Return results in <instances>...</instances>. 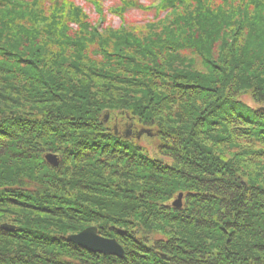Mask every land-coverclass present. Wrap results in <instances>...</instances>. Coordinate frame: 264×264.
I'll return each mask as SVG.
<instances>
[{"label":"trees","instance_id":"obj_1","mask_svg":"<svg viewBox=\"0 0 264 264\" xmlns=\"http://www.w3.org/2000/svg\"><path fill=\"white\" fill-rule=\"evenodd\" d=\"M154 1L0 0V264H264V0Z\"/></svg>","mask_w":264,"mask_h":264},{"label":"rangeland","instance_id":"obj_2","mask_svg":"<svg viewBox=\"0 0 264 264\" xmlns=\"http://www.w3.org/2000/svg\"><path fill=\"white\" fill-rule=\"evenodd\" d=\"M70 1H72L75 6H78L81 9V11L86 16L87 23L98 31L105 30L107 29V27H110L112 29L126 28L124 24L130 27L142 28L143 27L142 25L144 24H147L149 22L155 23L157 21H160V23L163 22V25L165 26V24H167L168 21L172 18V14L174 13L173 11L167 13L164 12L158 13L159 6L157 2H154V0H99L100 13H98V11L92 6V4L86 3L84 0H70ZM124 2L137 3L139 7L127 8L125 12L121 14L122 16H118L117 14H114V12H118V9H116L117 7L120 8L123 7ZM141 7H143V9H140ZM197 62L199 61L198 60L196 61L195 59V64H197ZM244 102L251 108H255L256 106V104L250 98H244ZM108 117L109 116L107 115V118ZM44 161L46 162V157L44 158ZM180 195L181 194H179L177 197H174L167 207L176 210L181 209L184 204L183 195L180 198V206L176 207V203ZM2 226L11 227L9 225L3 224L0 226V229ZM120 250L122 252L121 248Z\"/></svg>","mask_w":264,"mask_h":264},{"label":"water","instance_id":"obj_3","mask_svg":"<svg viewBox=\"0 0 264 264\" xmlns=\"http://www.w3.org/2000/svg\"><path fill=\"white\" fill-rule=\"evenodd\" d=\"M143 133L150 136L148 131H144ZM46 161L52 167L58 166V160L55 156L47 155ZM182 195L178 197V201L176 203V207L180 206V198ZM1 229L6 231H12V227L2 226ZM68 241L80 247L81 249H85L92 253H102L104 255L111 256H122V252L114 240H109L100 237L97 235L96 228H88L82 231L81 233L68 237Z\"/></svg>","mask_w":264,"mask_h":264}]
</instances>
